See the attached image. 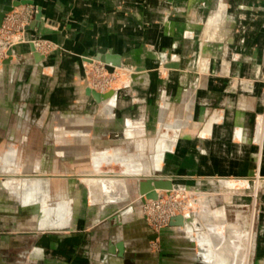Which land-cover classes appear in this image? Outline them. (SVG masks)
<instances>
[{
  "label": "crops",
  "instance_id": "0c3cea01",
  "mask_svg": "<svg viewBox=\"0 0 264 264\" xmlns=\"http://www.w3.org/2000/svg\"><path fill=\"white\" fill-rule=\"evenodd\" d=\"M26 1L40 11L26 38L62 49L42 55L18 43L0 67V116L47 120L0 124L4 141L19 142L7 148L0 140V163L21 157L33 170L0 174V264H210L231 204L208 206L205 228L186 218L156 235L138 186L167 174L264 177V0ZM99 53L145 67L147 82L126 78L96 101L82 61ZM168 62L178 67L158 68ZM111 205L121 212L116 223L100 219ZM260 226L252 264H264V220ZM117 240L122 255L109 250ZM234 260L242 264L241 254Z\"/></svg>",
  "mask_w": 264,
  "mask_h": 264
},
{
  "label": "rangeland",
  "instance_id": "374dc122",
  "mask_svg": "<svg viewBox=\"0 0 264 264\" xmlns=\"http://www.w3.org/2000/svg\"><path fill=\"white\" fill-rule=\"evenodd\" d=\"M28 5H32V4H28ZM23 16L24 15L20 11V8L14 7L11 11L6 13V15L4 16L6 18L4 22L2 20L4 26L2 28L0 27V67L3 63V60L6 57H8V54L5 50L7 44L11 42L12 44L10 48H13V46H15L18 43L32 42L34 48L36 49L35 51L42 55H47L52 51L62 49L61 45L47 38L36 37V38L27 39L25 34H23L25 32L26 27L23 30L21 25L24 22ZM33 41L37 42L36 47ZM35 51H31V53ZM86 60L88 59H86V57H83L82 68H83L84 79L86 81L88 79V81L96 84L95 85L97 89L96 91H99L101 93H108L110 90L114 91L117 88L124 87V80L127 78L125 81L126 83L128 82L129 73L132 71V68H134L131 67L130 65H124V66L123 64L121 66L115 65L113 66L112 72H110L108 71V69L106 68L103 62L102 63L104 65L102 67L97 66L95 68L93 66H90L88 68H85ZM93 60L96 61V59ZM263 64H264V47L260 55L261 67L263 66ZM118 67H120V69ZM158 68L161 69L162 71H165L168 70L169 68H176V67H166L160 65ZM159 69L158 71H160ZM158 74L161 75L163 73L159 72ZM259 80L262 87L261 89L262 91H264L263 67H262L261 77L259 78ZM8 107L10 108L9 105ZM11 108H14L13 101L11 104ZM6 110L8 111V113L10 112L13 113V109L11 110L6 109ZM15 118H17L20 121L25 119L26 122L32 124L38 122L47 123L46 118L43 120L39 115L33 113L29 117L14 116L10 114H8L6 117L0 116V124L4 120L9 122L10 120H13ZM38 134L41 135L43 133L39 132ZM120 134L121 133L112 132L109 134V136L113 135L111 137H121L119 136ZM0 140L3 141L5 140L3 131H0ZM3 144H5L6 147L8 148L9 146H16V145L18 146L19 142L18 141L12 142L8 139V141L7 140L4 141ZM29 149H24V153L25 150H29ZM2 150L5 149L0 148V153ZM21 159L22 158L19 157L18 159L19 161L17 160L19 163H17V161L16 163L14 161L7 162L5 165L0 163V174L13 172L14 174L20 175V174H25V172H29V173L33 172V170L31 171V168L27 167V163L21 164L20 162ZM25 159H27V157L23 156V160ZM124 164L126 166V163ZM46 166H47L46 164L43 165V167ZM103 167H110V165ZM113 168H115V170H118V167L117 168L113 167ZM94 170L100 171L98 170L97 166H94ZM39 172L46 173V171H39ZM167 175H171V174H167ZM35 177H39V176H33L30 177L29 179ZM175 181H177L181 185V187L176 189L171 188L161 191V193H159L157 197H160L165 193L166 194L170 193V195H165V197H168L170 199L167 202V205H170V203L171 202L173 203L175 200L179 201L178 203L182 206L181 208L182 215H184L187 219H189L192 227L194 226L193 227L194 230L197 229L195 225L198 226V228H200L201 224H203L204 228L207 227V223H209V221L212 218V215L209 214L211 209L220 205L223 202V200L228 201L227 205H229V203L231 204L230 206L227 207V217H226L227 227L225 226V228L223 229L224 230L223 234L225 238L224 239L222 238L221 242L217 245L218 249H216L215 251V259L212 260L210 264H229V263L234 264L232 263L235 262L234 257L235 256L238 257V255L240 254L242 257V264H252V260L250 256L251 251L254 243H256V240L260 236V231L263 230L260 224L261 221L264 220V177H214V178L202 177L191 181L180 176L177 177ZM212 198H215L217 200L215 204L212 202L214 201ZM138 201L140 202V210L142 212L146 226L153 234L157 235L169 223L161 228H159L158 226L159 223L157 218L154 221L148 223L144 217L145 208L143 206V201H140V198H138ZM208 206H210L209 208L210 211L208 209ZM123 209L125 211V209H128V207ZM237 209H239L240 211L237 212ZM164 210H167V208H165ZM207 217L210 219H208ZM204 234H207V229L206 230L204 229ZM204 242L206 243V241ZM159 245H160L159 241L152 240L151 248L153 250H157L159 248Z\"/></svg>",
  "mask_w": 264,
  "mask_h": 264
},
{
  "label": "water",
  "instance_id": "95a60500",
  "mask_svg": "<svg viewBox=\"0 0 264 264\" xmlns=\"http://www.w3.org/2000/svg\"><path fill=\"white\" fill-rule=\"evenodd\" d=\"M28 1L26 0H13L11 1L10 4H5L0 7V27L2 25V20L5 16L6 13L11 11L14 7L21 5V4H26ZM34 17L37 19L40 17V11L39 9L34 13ZM38 23L36 21H32L29 26H36ZM30 50L35 51L36 49L34 48V45L32 42H29ZM8 57L3 60V63L8 62L9 58L12 54V48H8L7 50ZM88 60H99L103 62L108 69V71L112 72L113 66H121L122 61L119 55L116 54H109V53H99L97 55H94L93 57L86 58ZM166 67H178V65L175 62H168L165 63ZM148 79V73L145 71V68L142 66H137L132 68V71L129 73V81L128 83L130 85H133L136 83L137 80H142L139 83H146ZM92 97L96 100L99 101L101 99L106 98L110 92H113V90H110L108 93H101L99 91H96L95 89L91 88L88 86L87 90ZM113 136V135H111ZM121 136V134L119 135ZM108 170L107 172H112L113 169H105ZM44 178V179H43ZM48 177H42L41 181L39 183H46ZM177 179V176L171 175V176H149L143 179L142 181L139 182L138 186V195L141 201L144 200V198H156L158 196V193L156 191L157 188L159 189H171V188H179L181 185L175 181ZM118 207L116 205H111V207H108V209L104 210L103 213L100 214V219H105L107 218L108 221L111 223H116L118 218L120 217V213L117 212ZM184 220V215L178 214L170 218L169 224L170 225H181ZM111 252H115L118 255H122L123 251V243L121 240H117L113 244H111L110 249Z\"/></svg>",
  "mask_w": 264,
  "mask_h": 264
},
{
  "label": "built area",
  "instance_id": "2783aa9c",
  "mask_svg": "<svg viewBox=\"0 0 264 264\" xmlns=\"http://www.w3.org/2000/svg\"><path fill=\"white\" fill-rule=\"evenodd\" d=\"M17 7L20 8V11L24 15L23 16L24 22L21 24L22 28L24 30L30 21L28 19H30L31 15L36 11V7H34L32 5H28V4H21ZM17 7H15V8H17ZM5 19L6 18L4 17L3 22ZM3 22H2L1 28L4 26ZM33 42H34L35 47H36L37 42L36 41H33ZM11 44H12V42L7 44L6 50H5L6 52H7L8 48H10ZM103 65L104 64L98 60H96V61L86 60V62H85V68H88L90 66H93L96 68L97 66L102 67ZM262 67H263V71H264V64ZM86 84H87V86L97 90L95 87L96 84L88 81V79L86 81ZM170 191H168V192H170ZM165 195H170V193H168V194L165 193L164 195L157 197V198L147 199L143 203V206L145 208V213H144L145 214L144 215L145 220L149 223L151 221H154L157 218L158 223H159L158 224L159 228L167 225L169 223L170 218H172L173 216L178 215V214H182V211H181L182 206L178 203L179 201L175 200L173 203L171 202L170 205H167V202L170 199L168 197H165ZM165 208H167V210H164Z\"/></svg>",
  "mask_w": 264,
  "mask_h": 264
},
{
  "label": "bare ground",
  "instance_id": "6f19581e",
  "mask_svg": "<svg viewBox=\"0 0 264 264\" xmlns=\"http://www.w3.org/2000/svg\"><path fill=\"white\" fill-rule=\"evenodd\" d=\"M119 69H120V67H118ZM145 68V67H144ZM145 71H146V69H145ZM111 93V92H110ZM109 93V94H110ZM160 176H171V175H160ZM164 190H166V189H164ZM163 189H159V188H157L156 189V191H157V193H158V195H159V193H161V191H164ZM146 199H151V198H144V200H143V203H144V201L146 200ZM141 201V200H140ZM184 220H185V222L188 220L189 221V219H187L186 220V217L184 216ZM187 221V222H188ZM210 256V255H209ZM222 257V256H221ZM205 259H206V257H205ZM226 263V262H225ZM235 264V263H234Z\"/></svg>",
  "mask_w": 264,
  "mask_h": 264
}]
</instances>
